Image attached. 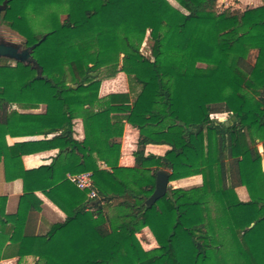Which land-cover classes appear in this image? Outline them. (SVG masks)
Returning a JSON list of instances; mask_svg holds the SVG:
<instances>
[{"label": "trees", "instance_id": "16d2710c", "mask_svg": "<svg viewBox=\"0 0 264 264\" xmlns=\"http://www.w3.org/2000/svg\"><path fill=\"white\" fill-rule=\"evenodd\" d=\"M176 1L186 13L168 0H0V24L32 50L29 62L0 60V124L13 137L67 141L51 165L25 170L0 138L5 180L24 182L16 214L0 197V264L31 255L36 192L67 216L50 226L38 264H264V0L222 12L218 0ZM148 32L151 58L140 51ZM119 73L128 93L101 97L103 80ZM41 105L43 115L13 109ZM214 110L228 119H211ZM78 118L83 142L74 139ZM126 123L139 129L130 168L119 165ZM148 145L169 150L147 154ZM160 170L170 182L202 183L170 187L149 207ZM84 172L101 206L68 179ZM151 218L165 242L146 251L138 234Z\"/></svg>", "mask_w": 264, "mask_h": 264}, {"label": "crops", "instance_id": "0c3cea01", "mask_svg": "<svg viewBox=\"0 0 264 264\" xmlns=\"http://www.w3.org/2000/svg\"><path fill=\"white\" fill-rule=\"evenodd\" d=\"M242 1V0H240ZM255 7L262 5V0H247ZM129 86L127 76L125 73H119L115 78L106 79L103 81L100 89V96L105 97L110 94L128 93ZM13 109L18 110L20 113L31 114H45L46 105H41L38 109L24 111L17 107ZM74 139L83 142L85 139L84 122L81 118L75 119L74 122ZM0 138L5 139L10 147H16L22 156L23 166L25 170H34L42 166H49L59 154L60 149L67 145V141L59 137V133H52L49 135H31L22 137H13L10 135L8 128L4 124H0ZM139 141V129L133 125L126 123L121 140V159L119 165L121 167H134L135 157L134 153L137 150ZM169 147L166 145H148L146 147L147 154L163 156ZM196 181L197 185L201 184L202 179L200 176L180 180L170 184L187 183ZM244 188V187H241ZM244 193V192H243ZM24 195V182L21 179L15 181H6L3 166L0 167V197L7 198L6 212L9 215L17 213L20 198ZM248 197V194L243 196ZM36 196L41 200V210L35 215L33 220V229L36 232L35 242L31 255L24 258L14 257L1 261V264H38L43 257L48 242L46 233L53 224L63 223L66 220V214L59 209L43 192H36ZM243 201V200H242ZM153 219L151 218L150 221ZM151 223V222H150ZM154 225V222H153ZM142 233L148 234V228L144 229ZM146 234V235H147ZM147 237V236H146ZM140 239V238H139ZM141 242L142 247L148 251L154 248V242L151 238L147 237L145 242Z\"/></svg>", "mask_w": 264, "mask_h": 264}, {"label": "rangeland", "instance_id": "374dc122", "mask_svg": "<svg viewBox=\"0 0 264 264\" xmlns=\"http://www.w3.org/2000/svg\"><path fill=\"white\" fill-rule=\"evenodd\" d=\"M168 1L170 2V4L172 6H174L175 8L180 10L181 12L186 13V11L178 4V2L176 0H168ZM253 7H254V5L251 4L250 2H248L247 0H242V1H240V0H218L216 10H217V12H222L226 9L244 11L247 8H253ZM61 18L64 19L65 17L62 16ZM42 19H43V16H41V15L35 18L36 24H34V27L36 29H39V23L42 21ZM149 36H150V33L148 32L146 39L143 42V44L141 46V50H140L141 53L147 58H151V41H150ZM0 41H2L4 43L17 44L20 47L21 51L25 50L24 45H22V43L24 42V39L20 35H18L16 32L12 31L10 28H8L4 25H1V24H0ZM257 56H258V51H256V50L251 51L249 54V57H248L249 62L254 64ZM26 61L27 62L31 61V59L28 58ZM11 63L13 65L14 61H11ZM103 81H105V80H103ZM212 113H213V116L215 118L218 117L220 119H223L227 116L223 112L217 111V110L212 111ZM260 151H262L261 147H260ZM263 167H264V163H263ZM201 179H202V177H201ZM174 182H177V181H174ZM171 183H173V182H170V184ZM199 185H201V184H199ZM195 186H198L196 181H191V182H187V183L173 184L170 187H173V188H191V187H195ZM236 192L238 194L240 201H242V200H243L242 202L248 201V197H246V195L243 196V194H246V193L248 194L247 189L245 187L244 188L238 187L236 189ZM249 200H250V198H249ZM150 222H151V225L147 227L148 228V234L146 233L147 234L146 235L145 233H142V235L139 236L140 239L139 238L138 239H139V241L141 240L142 242H145L147 237L151 238L154 242V245H152L154 247H152V248L155 249V248H158L160 246V244L164 243L165 240H164V237L160 234V231H158V229H156V224L154 223V225H153L154 221L152 220ZM148 251H150V250H148Z\"/></svg>", "mask_w": 264, "mask_h": 264}, {"label": "water", "instance_id": "95a60500", "mask_svg": "<svg viewBox=\"0 0 264 264\" xmlns=\"http://www.w3.org/2000/svg\"><path fill=\"white\" fill-rule=\"evenodd\" d=\"M7 8V3L4 2L3 5L0 6V16L3 11ZM22 45H24L22 43ZM31 49H25L24 51L20 50V47L17 44L4 43L0 41V60L2 58H7L10 61L14 62H27L28 58L31 59ZM29 62V61H28ZM170 188V175L166 170H160L157 172L156 177V187L152 196L147 200L146 204L151 207L155 204L156 201L163 198ZM94 206H101L102 201L100 199H96L92 202Z\"/></svg>", "mask_w": 264, "mask_h": 264}, {"label": "built area", "instance_id": "2783aa9c", "mask_svg": "<svg viewBox=\"0 0 264 264\" xmlns=\"http://www.w3.org/2000/svg\"><path fill=\"white\" fill-rule=\"evenodd\" d=\"M227 115L225 118L220 119L218 117H214L213 113H211L210 117L213 120H217L220 122H224L228 119V113H224ZM68 179L74 183L79 189L81 190H88L89 191V199L90 200H96L99 199L97 192L94 189V184H93V177L91 172H84L76 175H68Z\"/></svg>", "mask_w": 264, "mask_h": 264}]
</instances>
